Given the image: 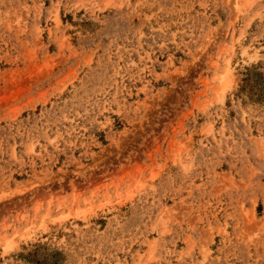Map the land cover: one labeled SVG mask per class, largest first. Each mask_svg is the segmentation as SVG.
<instances>
[{"label":"rangeland","instance_id":"rangeland-1","mask_svg":"<svg viewBox=\"0 0 264 264\" xmlns=\"http://www.w3.org/2000/svg\"><path fill=\"white\" fill-rule=\"evenodd\" d=\"M0 264H264V0H0Z\"/></svg>","mask_w":264,"mask_h":264}]
</instances>
